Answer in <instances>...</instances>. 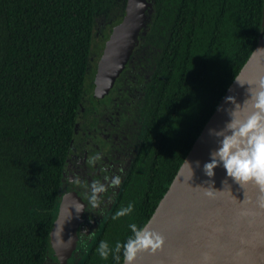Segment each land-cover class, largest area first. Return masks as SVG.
Here are the masks:
<instances>
[{
  "label": "trees",
  "instance_id": "1",
  "mask_svg": "<svg viewBox=\"0 0 264 264\" xmlns=\"http://www.w3.org/2000/svg\"><path fill=\"white\" fill-rule=\"evenodd\" d=\"M148 1L150 39L162 42L152 121L164 146L138 227L153 214L264 33V0ZM126 3L0 0V264L51 258L56 198L97 22L123 13ZM131 234L122 230L118 241L126 243ZM110 264H116L112 257Z\"/></svg>",
  "mask_w": 264,
  "mask_h": 264
},
{
  "label": "water",
  "instance_id": "2",
  "mask_svg": "<svg viewBox=\"0 0 264 264\" xmlns=\"http://www.w3.org/2000/svg\"><path fill=\"white\" fill-rule=\"evenodd\" d=\"M152 15L148 0H127L123 21L113 30L97 69L98 89L113 84L131 53L141 45L146 35L140 31ZM260 75H264V33L236 78L247 82ZM250 87L247 83L241 86L236 79L229 86L149 218L152 229L166 238L163 251L155 255L141 253L136 264H264V209L258 205V198L264 194L254 182L242 187L227 177L222 163L214 170V177L206 176L203 170L204 164L211 162L210 153L219 147L209 129L219 130L230 120L227 112L218 111V107L234 108L225 103L227 96L235 97L242 105L249 98ZM196 161L200 162L199 167ZM225 179L228 184L224 185ZM202 187H212L217 192L209 197ZM76 202L71 197L64 199L50 233L60 264H67L76 248V231L81 221ZM69 236L73 241L71 247L65 248L63 240Z\"/></svg>",
  "mask_w": 264,
  "mask_h": 264
},
{
  "label": "flooded vegetation",
  "instance_id": "3",
  "mask_svg": "<svg viewBox=\"0 0 264 264\" xmlns=\"http://www.w3.org/2000/svg\"><path fill=\"white\" fill-rule=\"evenodd\" d=\"M124 12H110L107 22H97L90 67L83 96L75 112L56 198L54 223L66 197L84 204L72 256L78 252L79 244L84 243L85 247L81 257L75 258L71 264H110L112 256L104 260L96 249L101 241L114 247L122 230L128 234L131 232L129 225L140 223V217L146 216L150 203L147 190L153 180L151 177L159 150L164 146L162 132L152 121L159 100L155 76L162 51V42L150 39L153 10L152 19L140 31L141 35H146L143 43L131 53L109 88L97 87L96 73L100 60L113 30L122 23ZM95 155L100 159L90 164V158ZM115 176H120L122 182L113 188L110 179ZM94 181L106 185L107 190L98 194L99 206L93 208L87 203ZM130 202H134V211L113 220L115 212ZM49 254L51 258L46 264H60L52 246Z\"/></svg>",
  "mask_w": 264,
  "mask_h": 264
},
{
  "label": "clouds",
  "instance_id": "4",
  "mask_svg": "<svg viewBox=\"0 0 264 264\" xmlns=\"http://www.w3.org/2000/svg\"><path fill=\"white\" fill-rule=\"evenodd\" d=\"M236 81L242 86L245 83L251 85L247 92L249 98L241 105L233 96H227L225 103L234 105V108L225 109L218 107V111H226L230 120L223 128L217 130L209 129V135L217 139L219 147L210 153L211 162L203 166L206 176L214 177L215 169L221 165L226 169L227 177L234 179L242 187L248 183H255L262 194H264V75H260L255 81L241 82ZM100 159L99 155L90 158L89 163H95ZM200 162L196 161V167ZM192 169V167H191ZM107 179V178H106ZM121 177L115 176L110 179L113 188L121 184ZM213 183L214 181H206ZM224 185L228 180L223 181ZM205 195L212 197L216 190L212 187L204 188ZM107 190L106 185L100 181L92 182L90 186V196L88 207L99 206V195ZM258 205L264 209V195L258 198ZM134 202H130L127 207H122L112 216L113 220L130 215L134 211ZM77 213L84 210V204L76 202ZM245 213H242V215ZM152 220L147 221L142 227L132 223L129 225L133 233L126 243L116 242L114 247H110L106 241H101L96 251L100 257L107 260L111 255L116 264H121V252L123 254V264H136L141 253L152 255L163 251L166 238L151 227ZM73 238L69 236L67 241L63 240L65 248L71 247Z\"/></svg>",
  "mask_w": 264,
  "mask_h": 264
},
{
  "label": "rangeland",
  "instance_id": "5",
  "mask_svg": "<svg viewBox=\"0 0 264 264\" xmlns=\"http://www.w3.org/2000/svg\"><path fill=\"white\" fill-rule=\"evenodd\" d=\"M102 20H103L104 22H107V21H108V15H103V16H102ZM84 247H85V244H84V243L78 245V252H77V253L75 252V253L73 254L72 258H71L70 261H69V264L73 263V261L75 260V258L78 259V258L81 257V255H82V249H83ZM51 264H52V263H51Z\"/></svg>",
  "mask_w": 264,
  "mask_h": 264
}]
</instances>
